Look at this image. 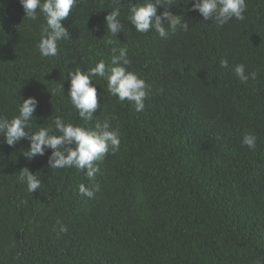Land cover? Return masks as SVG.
Returning a JSON list of instances; mask_svg holds the SVG:
<instances>
[{"label": "trees", "instance_id": "obj_1", "mask_svg": "<svg viewBox=\"0 0 264 264\" xmlns=\"http://www.w3.org/2000/svg\"><path fill=\"white\" fill-rule=\"evenodd\" d=\"M142 2L121 0L122 29L112 36L104 20L112 0H78L62 21L70 39L44 58L43 15L32 20L19 0H0V117L12 119L31 96L39 105L26 131L54 127L56 116L86 128L108 118L121 141L94 162L90 181L86 170L51 169V149L28 160L27 139L9 146L0 135V264H264V0H246L245 19L222 27L176 0L168 10L189 28L166 39L126 18ZM122 47L148 86L144 110L94 77L101 108L82 121L66 71L111 66ZM238 64L256 79L242 83ZM248 134L254 149L242 143ZM24 167L42 182L33 194L18 181ZM81 184L100 190L88 198Z\"/></svg>", "mask_w": 264, "mask_h": 264}, {"label": "clouds", "instance_id": "obj_2", "mask_svg": "<svg viewBox=\"0 0 264 264\" xmlns=\"http://www.w3.org/2000/svg\"><path fill=\"white\" fill-rule=\"evenodd\" d=\"M19 2L25 17L35 20L39 10L46 21L37 45L40 56L56 57L59 54L58 42L70 39L62 21L69 17L78 0H19ZM185 2L191 3L192 10H198L204 20H214L221 27L233 18L237 21L244 20V13L247 10L246 0H185ZM120 3L121 0H112L114 7L104 18L107 32L112 36H116L122 29ZM175 3L176 0H143L142 3H130L126 18L135 27L136 32L143 34L155 29L160 38L166 39L170 33H175L178 27L184 31L189 28L188 22L181 23L182 17L168 10ZM158 7L165 9L160 15L157 14ZM130 63L126 48H113L111 66H106L105 61L100 60L86 71L79 68L66 71L70 80L67 98L82 121L86 123L93 121L94 113L101 108V104L98 103L97 84L92 83L94 77L106 80L108 92L120 102L127 100L134 104L137 112L144 110L148 86L135 72L128 70L126 66ZM220 66L228 68V61L221 60ZM234 73L242 83L248 81L249 75L253 80L257 77L256 72L246 74L244 64L235 65ZM61 88L64 90L63 84ZM38 105L39 101L35 97L22 98L16 116L10 120L0 117V135L4 137V142L14 146L21 139H27L29 148L23 155L28 160L37 155L44 156L46 150L51 149V155L48 157V166L51 169L86 170V177L90 181L94 180L95 174L99 171L94 162L102 160L110 152L115 154L119 151L121 143L119 130L112 127L108 118L97 121L94 128H86L71 122L66 123L62 117L56 116L52 121L54 127L50 125L35 132L26 131L31 127ZM242 143L249 149H254L256 138L251 134L245 135ZM18 181L26 184L27 191L32 194L42 183L27 167L19 171ZM99 190V185H94L93 188H88L84 184L79 186V193L88 198H93ZM59 231L67 232V228L60 225Z\"/></svg>", "mask_w": 264, "mask_h": 264}]
</instances>
